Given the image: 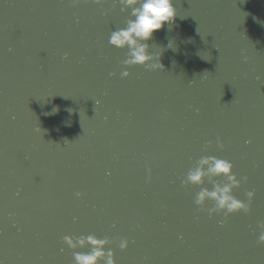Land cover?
Wrapping results in <instances>:
<instances>
[{
    "label": "water",
    "instance_id": "95a60500",
    "mask_svg": "<svg viewBox=\"0 0 264 264\" xmlns=\"http://www.w3.org/2000/svg\"><path fill=\"white\" fill-rule=\"evenodd\" d=\"M175 6L149 69L109 43L119 0H0V264H75L91 246L63 237L88 234L117 264H264V0ZM203 156L248 177L250 212L200 210L226 182L182 183Z\"/></svg>",
    "mask_w": 264,
    "mask_h": 264
},
{
    "label": "clouds",
    "instance_id": "9594fccd",
    "mask_svg": "<svg viewBox=\"0 0 264 264\" xmlns=\"http://www.w3.org/2000/svg\"><path fill=\"white\" fill-rule=\"evenodd\" d=\"M97 2L99 3L100 0ZM119 3L122 5V11L131 10L126 25L114 30L109 38L111 45L127 49V58L121 63L126 66L144 65L149 69L163 68L162 49L155 50L154 45L149 41L153 39L157 31L165 28L166 24L171 26L174 23L177 16L175 0H119ZM171 46L170 41L168 47ZM121 75L128 77L130 75L128 68H125ZM97 103L98 101H96ZM217 143L221 148L224 147L221 140L218 139ZM234 167L233 162L228 159L203 156L199 159L197 166L188 171L186 178L182 181L184 185H202L206 176L226 177L225 183H215L212 189L202 188L196 194L195 204L200 206L201 211H207L209 215L223 213L225 218L241 210L251 211L255 192H246L247 201L234 194L236 188L248 181L247 176H238L234 172ZM149 179H151L150 176ZM76 195L82 196L83 193L77 192ZM209 200L214 201V206L205 208L204 206ZM260 227L262 231L258 242L264 243V222H261ZM63 240L71 249L91 246V250L88 252L77 251L74 253L75 264H117L115 251L107 247L113 243L111 238H100L95 234H88L83 236L65 235ZM119 247L122 250L127 249L129 240L121 239Z\"/></svg>",
    "mask_w": 264,
    "mask_h": 264
}]
</instances>
